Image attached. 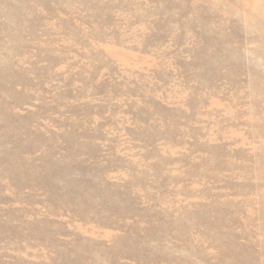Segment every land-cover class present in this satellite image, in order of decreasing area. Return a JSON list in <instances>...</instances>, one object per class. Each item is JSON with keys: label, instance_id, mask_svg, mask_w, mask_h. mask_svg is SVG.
I'll return each mask as SVG.
<instances>
[{"label": "rangeland", "instance_id": "rangeland-1", "mask_svg": "<svg viewBox=\"0 0 264 264\" xmlns=\"http://www.w3.org/2000/svg\"><path fill=\"white\" fill-rule=\"evenodd\" d=\"M0 264H264V0H0Z\"/></svg>", "mask_w": 264, "mask_h": 264}]
</instances>
